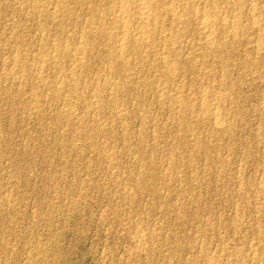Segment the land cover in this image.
<instances>
[{"label": "rangeland", "instance_id": "obj_1", "mask_svg": "<svg viewBox=\"0 0 264 264\" xmlns=\"http://www.w3.org/2000/svg\"><path fill=\"white\" fill-rule=\"evenodd\" d=\"M255 1H258L256 3L257 25L251 28L247 26V24H244L245 18L247 16V18H250V15L244 11L242 15L245 16H242L244 17L242 18V22L244 24L243 34L245 37L244 35L239 37L238 42L235 43L238 46L234 45L233 47H229L230 44L225 45V50L222 53L223 56H221L226 62L228 61L227 64L225 61L218 62L219 59L215 60L216 58L212 56V54H209L207 55L209 61L206 59L207 56L202 60L205 61V64L199 60L202 62L200 64L201 68L198 67L196 68L197 70L195 69L197 71L195 72V76L193 72V75L182 78L185 82L178 79L179 82H177L179 84L176 82V85H174L186 86L185 88L187 89L192 86V89L190 87V93L199 91L201 87H216H214V89L217 91L213 89V91H215V96L210 103L212 102L211 104L218 106L221 115L224 117L226 126H223L224 128L222 127L223 130L222 128H218L221 130L213 128L214 131H212V120L205 121L206 123H201L199 121L194 122L193 119L191 120L190 118L191 115H187L189 118L186 117V122L188 121L187 125L192 129L191 134L190 132L185 133L184 130L177 128L176 112H170L171 115H169L170 113L167 107L169 104H165V106L162 107L163 110L160 108L159 111L157 104L158 100L153 91H150L152 88L154 89V87L158 86L159 81H157L156 76H154V68L152 70L148 66L149 64L140 68L133 63V66H136V71L139 73L138 77L142 75L138 79L139 82L138 80L133 81L132 88L124 93L118 92L116 94L119 98L122 96L125 99L124 101L122 97L120 98V100L122 99L121 104H124L122 107L125 109L128 107L127 109L130 113V115L127 116V109L126 111L124 109V111L122 110V114L125 115L126 120L122 118L121 122L118 120L119 123L117 120L115 121L114 118L111 119V117H113L110 115L112 104H109V101L106 100V104H108L109 108H107L105 104L106 110L104 109V111L107 113L102 111L101 113H97L94 117H91L93 115L91 112L92 109H90L91 107L85 108V110L84 107L80 105L76 106L74 113L86 117L89 121L94 119L95 122L93 121V124L91 121L89 123L86 118H83V121L80 122L81 125L78 124L79 127L77 124L73 125V123H68V119H59L62 123L59 121L55 122V120H53L55 117L54 110L59 104H56L54 101L50 103V100H47L49 94L48 87L56 82L57 75H55L54 70L51 69L52 71H47L49 73L43 72L46 73L44 76L43 74L41 75V73H37L40 77L42 76V78L39 76L36 78V73L34 74L33 70L31 71L26 67L27 61L30 62L31 56L36 53L32 51L34 50L33 48H35L34 43L40 42L43 34L47 35V32L48 35L46 37L50 40H54V32L50 29L48 31L45 30L46 32L43 33L39 31L40 34L37 33L38 30L35 31V28H38L36 21H34L33 17L28 13L29 11L27 12L28 14H26V12L22 10L23 8L27 11L28 9H26V6H20L21 8H19L17 0L3 1L5 4H2L0 7V264H264V0ZM105 2L108 4L107 2L109 1L105 0ZM16 9L18 14L15 11ZM82 13L83 12H81L80 15L78 13L80 17H77L78 19L76 22L78 23L70 21V24L68 21L63 23L65 24L64 26L62 25L65 32V28H67L68 31H73L74 27L77 29L80 28V25L81 27L84 26L86 16ZM31 17L32 19H29ZM81 17H83V19ZM1 18L4 19V21ZM71 23L74 27L71 26ZM73 24H77L78 26ZM51 25L53 26V22H50V27H52ZM71 27L73 30H71ZM194 28L193 25L191 30L186 33L187 36L185 35L189 40L184 38V41L186 39V41L195 44L192 48L183 44L184 46L182 45L183 49L181 50L182 52L185 49L184 52L181 53H184L183 56H186V53L187 55L190 53L189 55L195 54L198 56L201 51L200 49L203 47L202 37L197 30V32L193 31L195 30ZM190 31H193V33L191 34ZM19 33H21L20 37ZM2 34L4 35L1 36ZM197 34L199 36H197ZM17 35L19 37L18 39L15 37ZM194 35L197 39H195ZM52 36L53 38H51ZM192 38L193 40H191ZM196 40H198V42ZM26 42L28 44H26ZM19 43L22 46L17 45ZM195 45H198V47ZM227 47L228 50H226ZM189 48L190 52H188ZM191 49H193L192 51L195 53H193ZM15 51L20 53L21 56L24 55L23 57L27 55L25 57L27 59H25L26 64L22 65L23 67L25 66L26 69L22 68V66L14 68L10 64L9 59L13 56L12 53H16ZM30 51L32 53H30ZM226 51L228 53H226ZM25 52H27V54ZM96 52L98 55L100 53L101 56L104 54L103 49H100L99 46H97ZM232 54H235V56ZM224 55L226 58L228 57L227 60L224 58ZM8 60L9 62L7 63ZM97 60H99V58L92 60L88 65L90 67L92 65L91 68L95 69L93 72L96 73V76L99 73L97 70L103 73L105 68L103 62ZM210 61H213V65L210 63L211 67L208 65ZM94 64L96 68L98 66L97 69L94 67ZM220 64L221 67L223 65L225 68H221ZM27 65H29V63ZM20 67L22 68V74H20ZM144 67L146 69H143ZM91 68L88 69L87 72V76L90 74L88 76L90 81L92 78H95ZM145 70L148 74L144 72ZM209 70L211 71L209 72ZM253 70L255 73H253ZM16 71L19 75H17ZM220 71H222V73ZM50 72H54V75L50 74ZM205 72L207 73V77L200 81V74ZM8 73H10V76ZM49 75L55 78H49ZM144 75H149V77ZM20 76L26 78L21 80ZM189 77L193 80L192 82ZM32 78L33 80L31 81ZM148 78L149 80H146ZM53 79H55V81ZM194 80L195 83L197 81L199 82L195 84L193 83ZM219 80L226 81L225 85L222 86L223 88H218V86H216ZM47 81H50L52 84ZM84 81L86 80L84 79L82 81L81 86L85 83ZM180 82H183L184 85L180 84ZM213 82L216 85H214ZM208 83L209 85H206ZM232 83L234 84L233 86ZM138 84H141L144 90ZM201 84L202 86H200ZM150 85L151 87L149 88ZM228 86L231 88V91ZM220 89H222L221 93ZM133 90L135 92H133ZM38 93H41L39 94L41 96H39ZM35 94H37L38 98ZM216 95L219 97L218 99ZM135 98H137V100ZM141 98H143L142 101ZM38 99L39 102L37 101ZM126 99L128 100L127 102ZM214 100L217 101V103ZM218 100H220L219 104ZM35 103H38L37 106ZM134 103L138 105L135 106ZM153 103L155 104L153 105ZM131 104H133L135 108L131 107ZM49 105L51 106L49 107ZM214 105L213 107H215ZM36 108L38 109L35 110ZM166 108L168 110H166ZM81 109L82 111L84 110L83 113ZM40 110L43 113L41 114L42 116L38 114ZM136 110L140 111V114ZM76 111L78 112L76 113ZM224 111H226V113ZM103 112L105 114H103ZM131 112L134 113V116ZM109 115L110 119H108ZM131 115L133 119L130 118ZM151 119L152 121L154 119V121L152 122ZM155 121H158V127L155 125ZM63 122L65 124H63ZM83 122L84 124H82ZM116 122L119 124H116L119 127H116ZM151 122L153 125H151ZM66 123L67 126H73L66 127ZM97 123H99L100 126L105 123L110 126L112 123L110 129L105 131V136V132L101 134L95 130L97 125L99 126ZM141 123L144 124L142 125ZM122 124L125 125V127ZM127 125H130V129L127 128ZM144 125L146 128H143L145 127ZM159 125H161V127ZM139 126H141L142 129ZM163 126H165V128H163ZM78 128L81 129L82 132L84 131L85 134L87 130L86 135L89 139L85 138V136L83 137V133ZM159 128L162 132L159 131ZM63 129H65V132ZM155 130L156 132H154ZM95 131L98 139L94 135ZM123 131H125L126 134H124L125 132ZM139 131L141 133H139ZM144 131L145 133L143 134ZM195 132L196 135L198 133L199 135L195 136L196 139H193L192 137ZM107 133L109 137H107ZM111 134H113V136ZM127 134L129 136L128 138ZM80 139H82L81 142ZM142 140L144 143H142ZM190 142H196V147H194V149L193 146H188ZM173 143H176V146ZM137 145H139V147ZM173 146L176 150L178 148V150L175 151ZM208 146L209 148H207ZM94 148H96V150ZM202 148L205 150H202ZM107 149H110L109 151L111 152ZM179 149H181L182 152ZM99 150H101V152H99ZM136 150L137 152L142 150V153L144 152L146 155L151 154L154 157V168L153 165L149 168L147 167L144 173L146 174L147 172L149 174H146L147 176L145 175V177H156L150 180L145 179L137 184V186L135 184L136 182H130L131 177L136 173V171L134 172L136 168L135 164L144 163L145 161L141 156L142 153H139L141 158ZM172 150L177 155L180 154V158L177 157V159H179V164L177 163L178 165L173 166V169L178 168V170L167 169L164 172V168L166 169L167 167L166 155L169 151L172 152ZM96 151H98V153ZM107 153H111L110 155L113 157L110 162L104 159V154ZM205 156H207V158ZM114 158L115 160L113 161ZM157 160H160L159 163L163 165L160 166ZM86 165L89 167L87 166L86 168ZM107 165H110L111 168L109 166L107 167ZM151 167L153 170H151ZM89 168L92 170L90 171ZM85 169L88 171L86 172ZM157 169L161 170L160 174H158L160 170ZM112 170H114L115 173L114 171L112 173ZM150 170L152 172L154 170V172L157 171L158 173H156L158 175L151 173ZM166 172L172 173L171 177H174L165 176ZM174 172H177V175ZM162 175H164L163 178ZM164 177H166V179ZM118 183L120 184L118 185ZM162 189L164 190L162 191ZM141 231L147 235L144 238L145 249L144 247L142 249L137 247L138 245L133 240V236L138 232L141 233ZM251 257L255 259L252 261ZM254 260H256V262ZM261 261L263 263H261Z\"/></svg>", "mask_w": 264, "mask_h": 264}, {"label": "bare ground", "instance_id": "obj_2", "mask_svg": "<svg viewBox=\"0 0 264 264\" xmlns=\"http://www.w3.org/2000/svg\"><path fill=\"white\" fill-rule=\"evenodd\" d=\"M3 1L6 2V0H0V7L1 5L5 4L3 3ZM109 2H107L108 4H106L105 0H17V5L19 8H21L20 6H26L28 9L27 11H25V9L22 8V10H24V12H26V14H30L33 17V20L36 21V25H37V29L35 28V31L38 30L37 33H39V31L41 33L46 32L45 30H52L54 32V37L53 36L51 38H53L54 40H50L49 38H47L46 36L48 35V32L46 33L47 35L43 34V36L41 37L40 42L38 43H34V47L33 48L34 52H36L34 54L33 52V56H31V61L28 62L29 65L26 64L25 61V57L21 56L20 53H12V57L9 59L10 60V64L16 68L17 66H22L23 64H26V67L29 68L31 71L33 70V73H36V78L39 76L40 77V73L41 75L49 73L47 71H50L51 69L54 70L55 75H57L56 77V82H54L53 85H51L50 87H48L49 90V94H48V100L54 101L56 102V104L58 103L59 105H57L55 111V117L53 120L59 121L60 120H67L68 119V123H73L74 124H80V122L83 121V117L82 115H76L74 112L76 106H82L85 108H90L92 109V116L94 117L97 113H101L102 111H104L105 108V104L107 101H109V104H112V107L110 108V115L113 116L111 117L114 118V120L116 121H120L122 120V118H125V115L122 114V110L124 109L126 111V109L128 108H123L121 104L122 99L120 100V98L122 97H118L116 94L118 92H126L128 89L132 88V84L133 81H137L142 75H140V77H138L139 73L138 71H136V66L134 67L133 63H135L136 65H138L140 68L142 66H145L146 64H149L148 66L153 70L154 76H156L157 81L156 83H158L157 87H154V89L152 88L153 93L155 94L156 98H157V104L159 107V111L160 108L161 110L162 107L165 106V104H169L167 105L168 109H169V113L170 112H176V125L177 128L182 129L186 132H192V129L189 125H187L188 121L186 122V119L189 118L187 115H191V120L193 119V121L197 122H203L206 123L205 121L208 120H212V131L213 128L217 129V130H221L218 128H222L223 126H226L225 124V120L224 117L221 115L218 106H215L214 104H211L210 101H212V99H214L213 97L215 96V90L213 86L211 87H206V88H200L199 91L197 92H192L190 93L191 89L193 88L192 86L191 89L189 87V89L185 88L186 86H178V79L184 78L185 76H191L193 75L194 72V76H195V72H197L196 68L200 67L201 68V63L205 62L202 61L204 60V58L207 55H211L214 56L215 60L219 59V61L224 62L225 59L222 58V53L225 50V45H229L230 46H236L237 44H235L236 42H238L239 37H241L242 35H244V31H243V25L247 24V26L252 27H256L257 25V17H256V2L255 0H108ZM13 2V1H12ZM105 2V3H104ZM246 2V3H245ZM8 5V4H7ZM71 5V6H70ZM4 7V6H3ZM7 8V7H6ZM9 9V8H7ZM12 9V8H11ZM1 10V9H0ZM21 10V9H19ZM261 10V9H260ZM5 11V10H4ZM11 11V10H10ZM17 12V9L15 10ZM29 11V12H28ZM246 11L250 16V18H245L244 20V24L242 22V15L243 12ZM20 12V11H19ZM28 12V13H27ZM83 12L84 15L86 16V20L84 22V26L80 28L75 29L74 26V30L73 28L71 30L73 31H68L67 28H65L66 32L64 31V25L63 23L65 22H73L75 23L77 21V17L78 13L80 15V13ZM263 12V11H261ZM9 13V11H8ZM15 13V12H13ZM82 13V14H83ZM246 13V14H247ZM3 14V13H1ZM6 14V12H5ZM18 14V12H17ZM25 14V13H24ZM245 14V13H244ZM3 16V15H2ZM263 16V15H262ZM1 17V16H0ZM5 17V16H4ZM12 17V15H11ZM29 18V19H32ZM80 18V17H79ZM83 19V17H81ZM2 19V18H1ZM4 21V19H2ZM32 20V21H33ZM262 20V19H261ZM31 21V22H32ZM79 21V20H78ZM10 22V21H9ZM14 22V21H13ZM29 22V21H28ZM48 22H49V26H48ZM50 22H53V26L50 27ZM69 22V24H70ZM82 22V21H80ZM264 22V21H263ZM21 23V22H20ZM35 23V22H34ZM78 23V22H76ZM80 24V23H79ZM35 25V27H36ZM63 25V26H62ZM73 25H77V24H73ZM83 25V24H82ZM194 25V32L199 33V35L202 37V41H203V47L200 49V53L198 54V56L194 55H189L190 53H186V56L183 54H181L182 52H184V50L181 52L182 45L185 44L187 45V47L189 46L190 48H192L194 46V44H192L189 41H186V33H188L189 30H191L192 26ZM262 25V24H261ZM11 26V25H10ZM14 26V25H13ZM24 26V25H23ZM34 26V25H33ZM68 26V25H67ZM66 26V27H67ZM78 26V25H77ZM5 27V26H4ZM3 27V28H4ZM69 27V26H68ZM14 28V27H13ZM20 28V25H19ZM18 28V29H19ZM48 28V29H47ZM12 29V28H11ZM23 29V28H22ZM26 29V28H25ZM24 29V30H25ZM15 30V29H14ZM197 30V31H196ZM22 31V30H21ZM31 31V30H29ZM33 31V30H32ZM193 31L191 32V34L193 33ZM16 32V31H15ZM23 32V31H22ZM21 32V33H22ZM50 32V31H49ZM51 32V33H53ZM12 33V31H11ZM21 33H19V37L21 35ZM27 33V32H26ZM25 33V35H26ZM32 33V32H31ZM30 33V34H31ZM257 33V32H256ZM10 34V33H9ZM40 34V33H39ZM50 34V33H49ZM195 34V33H194ZM246 34V33H245ZM4 34H2L1 36H3ZM13 35V34H12ZM24 35V34H23ZM33 35V34H32ZM42 35V34H41ZM45 35V36H44ZM52 35V34H51ZM186 35V36H185ZM197 34V36H199ZM193 36V35H192ZM17 39L19 38L18 35L15 36ZM30 37V36H29ZM34 37V35H33ZM50 37V36H49ZM190 37V36H188ZM195 37V35H194ZM245 37V35H244ZM14 38V39H16ZM27 38V37H26ZM184 38L185 41H184ZM29 39V38H28ZM195 39H197L195 37ZM199 39V38H198ZM7 40V39H6ZM189 40V39H188ZM193 40V38L191 39ZM8 41V40H7ZM15 41V40H14ZM23 41V40H22ZM198 42V40H196ZM262 41V40H261ZM9 42V41H8ZM37 42V41H36ZM201 42V41H200ZM264 42V40H263ZM5 43V42H4ZM18 43V42H17ZM22 43V42H21ZM26 44H28L26 42ZM264 44V43H263ZM19 46H22L19 44H17ZM1 46V45H0ZM7 46V45H6ZM26 46V45H25ZM31 46V45H30ZM97 46L100 47V49H103V55L101 56L100 53L99 55L97 54L96 50H97ZM184 46V45H183ZM196 47H198V45H195ZM238 46V45H237ZM3 47V46H2ZM8 47V46H7ZM18 47V46H17ZM16 47V48H17ZM27 47V46H26ZM33 47V44H32ZM231 47V48H232ZM186 48V46H185ZM190 48L189 51L190 52ZM230 48V49H231ZM235 48V47H234ZM237 48V47H236ZM240 48V47H239ZM259 48V47H258ZM3 50V49H2ZM15 50V49H14ZM13 50V51H14ZM31 50V49H30ZM187 50V49H186ZM193 49H191L192 51ZM228 50V47L227 49ZM232 50V49H231ZM19 51V50H18ZM195 51V50H194ZM261 51V50H260ZM259 51V52H260ZM29 52V51H28ZM193 52V51H192ZM197 52V50H196ZM234 52L236 53V51L234 50ZM239 52V51H238ZM10 53V52H9ZM27 54V52H25ZM30 53H32L30 51ZM195 53V52H193ZM226 53H228L226 51ZM231 53V52H230ZM102 54V53H101ZM225 54V53H224ZM98 55V56H97ZM222 55V56H221ZM226 55V54H225ZM224 55V58H226V56ZM230 55V54H229ZM235 56V54H232ZM29 56V55H28ZM231 56V55H230ZM233 57V56H232ZM103 62L104 65V70L103 73H100V71L97 70V72H99L97 74V76L95 75L96 73L93 72L92 69V65L91 67L88 66L89 63L94 60V59H98ZM209 58L208 56L206 57V59ZM212 59V58H211ZM210 59V60H211ZM228 59V57L226 58V60ZM235 59V58H234ZM9 60L7 61V63L9 62ZM27 60V59H26ZM97 60V61H99ZM202 62H200V61ZM208 60V59H207ZM232 60V59H231ZM5 61V59H4ZM209 61V60H208ZM207 61V62H208ZM230 61V59H229ZM238 61V60H237ZM253 61V60H252ZM200 62V63H199ZM213 62V61H212ZM212 62H209V66L210 63L212 64ZM217 62V61H216ZM228 62V61H227ZM227 62L225 61V63L227 64ZM68 63V64H67ZM93 64V63H92ZM205 64V63H204ZM217 64V63H216ZM219 64V63H218ZM224 64V63H222ZM225 64V65H226ZM232 64V62H231ZM243 64V63H242ZM257 64V63H256ZM6 65V62H5ZM10 65V66H11ZM66 65V66H65ZM98 65V64H97ZM207 65V64H206ZM205 65V66H206ZM207 65V66H208ZM213 65V64H212ZM224 65V66H225ZM241 65V64H239ZM244 65V64H243ZM102 66V64H101ZM242 66V65H241ZM256 66V65H254ZM8 67V66H7ZM92 70L93 72V76H95V78L90 81V79H88V75L87 76V72L88 69ZM95 67V64H94ZM93 67V68H94ZM103 67V66H102ZM138 67V68H139ZM204 67V66H202ZM211 67V66H210ZM213 67V66H212ZM221 67V64H220ZM223 67V65H222ZM221 67V68H222ZM21 68V67H20ZM22 68H25V66ZM22 68H21V73L22 74ZM67 68V69H66ZM96 68V67H95ZM98 68V66H97ZM96 68V69H97ZM101 68V67H100ZM99 68V70H100ZM147 68V66H146ZM145 67L143 69H146ZM225 68V67H223ZM251 68V67H250ZM26 69V68H25ZM148 69V68H147ZM196 69V70H195ZM213 69V68H212ZM237 69V68H236ZM254 69V68H253ZM9 70V69H8ZM142 70V69H141ZM195 70V71H194ZM223 70V69H222ZM4 71V70H3ZM12 71V70H11ZM19 71V69H18ZM28 71V70H27ZM30 71V72H31ZM35 71V72H34ZM52 71V70H51ZM143 71V70H142ZM149 71V70H148ZM201 71V70H198ZM211 70H209L210 72ZM214 71V70H213ZM226 71V70H225ZM246 71V70H245ZM251 71V70H250ZM254 71V70H253ZM17 72V71H16ZM29 72V74H30ZM46 72V73H43ZM53 72V73H54ZM90 72V71H89ZM96 72V71H95ZM144 72H147L146 70ZM151 72V71H150ZM149 72V73H150ZM157 72V74H156ZM222 73V71H220ZM224 72V70H223ZM242 72V71H241ZM5 73V72H4ZM7 73V72H6ZM26 73V71H25ZM39 73V74H37ZM50 72V74H53ZM91 73V72H90ZM152 73V75H153ZM199 73V72H198ZM255 73V71L253 72ZM10 76V73H8ZM27 74V73H26ZM32 74V73H31ZM148 74V72H147ZM226 74V73H225ZM263 74V73H262ZM16 75V73H15ZM17 75H19V73L17 72ZM54 75V74H53ZM150 75V74H149ZM149 75H144V76H148ZM199 75V74H197ZM209 75V74H208ZM214 75V74H213ZM220 75V74H219ZM232 75V73H231ZM14 76V75H13ZM92 76V75H91ZM92 76V77H93ZM211 76V75H210ZM222 76V75H221ZM224 76V73H223ZM259 76V74H258ZM48 77V75H47ZM54 76L49 75V78H53ZM151 77V76H150ZM199 77V76H198ZM207 77V73H201L200 74V81L205 79ZM220 77V76H219ZM218 77V78H219ZM8 78V77H7ZM12 78V76H11ZM10 78V79H11ZM23 78L26 77H22L20 76V79L22 80ZM28 78V77H27ZM31 78V77H30ZM42 78V76L40 77ZM44 78V77H43ZM46 78V77H45ZM48 78V79H49ZM55 78V77H54ZM146 78V77H145ZM190 78V77H189ZM209 78V77H208ZM222 78V77H221ZM224 78V77H223ZM47 79V80H48ZM85 83L83 84V86H81V83L83 80ZM191 79V78H190ZM195 79V78H194ZM210 79V78H209ZM228 79V78H227ZM236 79V78H235ZM15 80V79H14ZM20 80V82H21ZM27 80V79H26ZM33 80V78L31 79V81ZM38 80V79H37ZM36 80V81H37ZM42 80V79H41ZM55 81V79H53ZM146 80H149L146 79ZM197 80V78H196ZM207 80V79H206ZM237 80V79H236ZM257 80V79H256ZM35 81V79H34ZM178 81V82H177ZM183 81V80H182ZM193 80L191 79V82ZM208 81V80H207ZM232 81V79H231ZM24 82V81H22ZM39 82V81H38ZM41 82V81H40ZM50 82V81H47ZM139 82V80H138ZM141 82V81H140ZM176 82L178 83L177 86ZM185 82V81H183ZM183 82H180V84L184 85ZM190 82V81H188ZM199 82V81H197ZM196 82V83H197ZM204 82V81H203ZM210 82V81H209ZM215 82V81H214ZM213 82V84H214ZM225 80H219V82L214 85L218 86V88L222 87L223 85H225ZM1 83V82H0ZM4 83V82H3ZM2 83V85H3ZM7 83V82H6ZM44 83V81H43ZM46 83V82H45ZM135 83V82H134ZM148 83V82H147ZM153 83V82H152ZM150 83V84H152ZM195 83V80L194 82ZM195 83V84H196ZM202 83V82H201ZM254 83V82H253ZM5 84V83H4ZM12 84V83H10ZM42 84V83H41ZM50 84H52L50 82ZM154 84V83H153ZM190 84V83H189ZM200 84V83H199ZM14 85V83H13ZM34 85V84H32ZM37 85V84H36ZM141 86V84H138ZM145 85V84H144ZM149 85V84H148ZM157 85V84H156ZM155 85V86H156ZM191 85V84H190ZM194 85V84H193ZM206 85H209L206 84ZM205 85V86H206ZM212 85V84H211ZM210 85V86H211ZM227 85V84H226ZM234 84L232 83V86ZM39 86V85H37ZM137 86V85H136ZM146 86V85H145ZM188 86V85H187ZM196 86V85H194ZM198 86V85H197ZM202 86V84L200 85ZM231 86V85H230ZM264 86V85H263ZM135 87V86H134ZM133 87V88H134ZM142 87V86H141ZM140 87V88H141ZM151 87V85L149 86V88ZM204 87V85H203ZM229 87V86H228ZM31 88V87H30ZM35 88V87H34ZM33 88V89H34ZM143 88V87H142ZM148 88V86H147ZM216 88V87H215ZM217 88V89H218ZM223 88V87H222ZM230 88V87H229ZM228 88V89H229ZM235 88V87H233ZM32 89V88H31ZM39 89V88H38ZM146 89V88H145ZM213 89L215 91H213ZM225 89V88H224ZM40 90V89H39ZM43 90V89H41ZM144 90V88H143ZM149 90V89H148ZM220 93L222 92V89H220ZM227 90V89H226ZM234 90V89H233ZM248 90V89H247ZM148 91V92H150ZM190 91V92H189ZM194 91V90H193ZM219 91V90H218ZM225 91V90H223ZM231 91V88H230ZM240 91V90H239ZM131 92V91H130ZM133 92H135L133 90ZM139 92V91H136ZM144 92V91H143ZM228 92V91H227ZM147 93V92H146ZM219 93V94H220ZM231 93V92H229ZM236 93V92H235ZM28 94V93H27ZM41 93H38V95ZM140 94V93H138ZM232 94V93H231ZM33 95V94H32ZM31 95V96H32ZM37 97V94H35ZM46 95V94H45ZM44 95V97H45ZM119 95V94H118ZM130 95V94H129ZM136 95V93H135ZM134 95V96H135ZM148 95V94H147ZM240 95V94H239ZM41 96V95H39ZM126 96V95H125ZM223 96V95H221ZM226 96V95H225ZM224 96V97H225ZM35 97V96H34ZM33 97V100H34ZM35 97V100H36ZM43 97V98H44ZM127 97V96H126ZM129 97V96H128ZM136 97V96H135ZM138 97V96H137ZM141 97V95H140ZM143 97V96H142ZM154 97V96H153ZM32 98V97H30ZM38 98V97H37ZM111 98V100H110ZM123 98V97H122ZM132 98V97H131ZM139 98V97H138ZM145 98V97H144ZM148 98V97H147ZM216 98L218 99L219 97ZM215 98V100H216ZM29 99V98H28ZM42 99V98H41ZM124 99V98H123ZM128 99V98H127ZM126 99V102L128 101ZM134 99V97H133ZM137 100V98H135ZM140 99V98H139ZM146 99V98H145ZM154 99V98H153ZM233 99V98H232ZM107 100V101H106ZM143 100V98H141V101ZM151 100V98H150ZM214 100V101H215ZM226 100V99H223ZM39 102V99L37 100ZM125 101V99H124ZM140 101V100H139ZM138 101V102H139ZM213 101V102H214ZM29 102V101H28ZM41 102V101H40ZM137 102V101H136ZM151 102V101H150ZM154 102V101H153ZM217 103V101H215ZM220 100H218V104H219ZM14 103V102H13ZM44 103V102H42ZM40 103V104H42ZM46 103V102H45ZM53 103V102H52ZM125 103V102H124ZM130 103V102H129ZM148 103V102H147ZM27 104V103H26ZM36 104V103H35ZM38 104V103H37ZM36 104V106H37ZM126 104V103H125ZM135 106L136 103H134ZM142 104V103H141ZM155 103H153L154 105ZM34 105V104H33ZM32 105V106H33ZM48 105V104H47ZM129 105V104H128ZM131 107H134L133 104H131ZM144 105V104H143ZM142 105V107H143ZM149 105V104H148ZM213 105L215 107H213ZM243 105V104H242ZM34 106V107H36ZM51 105H49L50 107ZM55 106V105H54ZM107 108H109L108 104H106ZM141 106V105H140ZM146 106V105H144ZM151 106V105H150ZM232 106V105H231ZM238 106V105H237ZM10 107V106H9ZM33 107V109H34ZM53 107V106H52ZM81 107V108H82ZM130 107V106H129ZM141 107V108H142ZM152 107V106H151ZM157 107V108H158ZM122 108V109H121ZM135 108V107H134ZM146 108V107H145ZM154 108V106H153ZM156 108V109H157ZM238 108V107H237ZM38 108H36L35 110H37ZM79 109V108H78ZM144 109V108H143ZM142 109V110H143ZM147 109V108H146ZM166 108V110H168ZM239 109V108H238ZM14 110V109H13ZM53 110V109H52ZM86 110V109H85ZM123 110V111H124ZM148 110H149V106H148ZM243 110V109H242ZM50 111V110H49ZM53 111V112H54ZM82 111V109H81ZM84 111V110H83ZM82 111V113H83ZM109 111V109H108ZM129 110L127 109V116L130 115V113L128 112ZM138 111V110H136ZM141 111V109H140ZM138 111V113L140 112ZM15 112V111H14ZM38 112V111H37ZM44 112V111H43ZM78 111H76L77 113ZM90 112V113H91ZM106 112V111H104ZM103 112V114H105ZM135 112V110H134ZM226 113V111H224ZM261 112V111H260ZM107 113V112H106ZM124 113V112H123ZM132 113V112H131ZM137 113V112H136ZM135 113V114H136ZM147 113V112H146ZM152 113V112H151ZM168 113V114H169ZM223 113V112H222ZM256 113V112H255ZM9 114V113H8ZM40 116H42L41 114H43L40 110V113H38ZM81 114V113H80ZM87 114V113H86ZM134 116V113H132ZM140 114V113H139ZM142 114V112H141ZM145 114V111H144ZM150 114V113H149ZM224 114V113H223ZM240 114V113H239ZM84 115V114H83ZM110 115L108 117V119H110ZM124 115V117H123ZM171 115V113L169 114ZM236 115V114H235ZM53 116V114H52ZM137 116V114H136ZM139 116V115H138ZM141 117V115H140ZM145 117V116H143ZM149 117V116H147ZM153 117V116H152ZM187 117V118H186ZM52 118V117H51ZM89 118H90V114H89ZM132 118V115L131 117ZM136 118V117H135ZM142 118V117H141ZM140 118V120H141ZM151 118V116H150ZM87 119V118H86ZM92 119V118H91ZM107 119V118H106ZM133 119V118H132ZM30 120V118H29ZM70 120V121H69ZM89 121V119H87ZM126 120V118H125ZM137 120V119H135ZM143 120V119H142ZM147 120V119H146ZM149 120V119H148ZM156 120V119H155ZM172 120V119H171ZM190 120V121H191ZM236 120V119H235ZM10 121V120H9ZM12 121V120H11ZM43 121V120H42ZM91 121V120H90ZM89 121V123H90ZM94 121V119L91 121V123ZM118 121V122H119ZM128 121V120H127ZM134 121V120H133ZM152 121V119H151ZM154 121V119H153ZM152 121V122H153ZM231 121V120H230ZM47 122V121H46ZM62 123V121H59ZM66 122V121H65ZM87 122V121H86ZM95 122V121H94ZM103 122V121H102ZM100 122V123H102ZM108 122V121H107ZM112 122V121H111ZM119 122V123H120ZM124 122V120H123ZM131 122V121H130ZM141 122V121H140ZM139 122V123H140ZM150 122V121H149ZM148 122V123H149ZM151 122V123H152ZM158 122V121H157ZM157 122L155 121V125L157 126ZM164 122V121H163ZM27 123V122H26ZM59 123V124H61ZM88 123V122H87ZM136 123V121H135ZM145 123V122H144ZM143 123V124H144ZM20 124V122H19ZM53 124V123H52ZM63 124H65L63 122ZM84 124V122L82 123ZM93 124V123H92ZM96 124V123H95ZM99 124V123H97ZM107 124V123H105ZM101 124L102 126L97 125V128H95V130L98 133L104 134V132L106 130L110 129V126L107 124ZM118 124L117 122L115 123V125ZM128 124V122H127ZM132 124V123H131ZM142 124V123H141ZM142 124V125H143ZM165 124V123H164ZM197 124V123H195ZM15 125V124H14ZM71 125V126H73ZM76 125V126H77ZM78 125V127H79ZM90 125V124H89ZM114 125V126H115ZM119 125V124H118ZM123 125V124H122ZM150 125V124H147ZM153 125V123L151 124ZM150 125V126H151ZM166 125V124H165ZM191 125V124H190ZM207 125V124H206ZM21 126V125H20ZM69 126V125H68ZM67 123H66V127ZM69 126V127H71ZM88 126V125H87ZM121 126V125H120ZM125 127V125H123ZM128 126V125H127ZM130 126V125H129ZM129 126L127 128H129ZM133 126V125H132ZM136 126V125H135ZM145 126V125H144ZM154 126V127H156ZM161 127V125H159ZM211 126V125H210ZM259 126V125H258ZM261 126V125H260ZM17 127V126H16ZM28 127V126H27ZM65 127V125H64ZM82 127V126H81ZM89 127V126H88ZM87 127V128H88ZM92 127V126H91ZM116 127H119L116 125ZM115 127V128H116ZM141 127V126H139ZM158 127V126H157ZM169 127V126H167ZM194 127V126H193ZM241 127V126H240ZM77 128V127H76ZM84 128V127H82ZM114 128V127H113ZM143 128H146L143 127ZM149 128V127H148ZM163 128H165V126H163ZM196 128V127H195ZM210 128V127H209ZM224 128V127H223ZM222 128V130H223ZM50 129V128H49ZM79 129V128H78ZM93 129V128H92ZM130 129V128H129ZM128 129V131H129ZM142 129V127H141ZM151 129L153 130V128L151 127ZM168 129V128H167ZM211 129V128H210ZM227 129V128H225ZM62 130V129H61ZM65 132V129H63ZM70 130V128H69ZM81 131V129H79ZM127 130V129H126ZM140 130V129H139ZM166 130V129H165ZM181 130V132H182ZM259 130V129H258ZM261 130V129H260ZM79 131V133H80ZM91 131V130H90ZM96 131L94 133L95 137H96ZM112 131V130H110ZM148 131V130H147ZM159 131H161V129L159 128ZM195 131V130H194ZM56 132V131H55ZM77 132V131H76ZM75 132V133H76ZM82 132V131H81ZM89 132V131H88ZM125 132V131H123ZM153 132V131H152ZM156 132V130L154 131ZM162 132V131H161ZM211 132V131H210ZM209 132V133H210ZM216 132V131H215ZM261 132V131H260ZM2 133V132H1ZM78 133V134H79ZM83 133V137L85 136V138L87 137V130H86V134ZM91 133V132H90ZM93 133V132H92ZM139 133H141L139 131ZM138 133V134H139ZM145 133V131L143 132V134ZM212 133V132H211ZM100 134V135H101ZM108 134V133H107ZM126 134V132L124 133ZM123 134V135H124ZM134 134V133H133ZM172 134V133H170ZM201 134V133H200ZM223 134V133H222ZM46 135V134H45ZM93 135V137H94ZM106 135V132L104 134V136ZM113 136V134H111ZM110 135V136H111ZM122 135V136H123ZM182 135V134H181ZM199 133L196 135L193 134V139H196L195 136H198ZM207 135V134H206ZM102 136V135H101ZM142 136V135H140ZM160 136V135H159ZM46 137V136H45ZM99 137V136H98ZM109 137V134L108 136ZM106 137V138H107ZM128 134H127V138H128ZM181 137V136H180ZM3 138V137H2ZM30 138V137H29ZM97 138V137H96ZM102 138V137H101ZM104 138V137H103ZM105 138V139H106ZM124 138V137H123ZM126 138V139H127ZM178 138V137H177ZM187 138V137H186ZM260 138V137H259ZM28 139V138H27ZM48 139V138H47ZM84 139V138H83ZM89 139V138H88ZM86 139V140H88ZM98 139V138H97ZM108 139V138H107ZM106 139V141H107ZM113 139V138H112ZM111 139V140H112ZM122 139V138H121ZM190 139V138H189ZM44 140V139H43ZM57 140V139H55ZM78 140V139H77ZM140 140V139H139ZM154 140V139H153ZM156 140H157V136H156ZM79 141V140H78ZM82 141V139H80V142ZM84 141V140H83ZM105 141V143H106ZM127 141V140H126ZM129 141V140H128ZM147 141V140H146ZM180 141V140H179ZM195 141V140H194ZM201 141V140H200ZM228 141V140H227ZM67 142V141H66ZM71 142V141H69ZM116 142V141H115ZM118 142V141H117ZM124 142V141H123ZM140 142V141H138ZM208 142V141H207ZM219 142V141H218ZM231 142V141H230ZM37 143V142H36ZM43 143V142H42ZM95 143V142H94ZM142 143H144V141L142 140ZM141 143V144H142ZM156 143V142H155ZM178 143V141H177ZM199 143V142H198ZM102 144V143H101ZM100 144V145H101ZM116 144V143H115ZM140 144V145H141ZM161 144V143H160ZM174 144V143H173ZM176 144V143H175ZM174 144V145H175ZM61 145V144H60ZM106 145V144H105ZM94 146V145H93ZM114 146V145H113ZM121 146V144H120ZM139 147V145H137ZM142 146V145H141ZM153 146V145H152ZM176 146V145H175ZM184 146V145H183ZM188 146H193L196 147V142L194 143H188ZM232 146V145H231ZM247 146V145H246ZM263 146V145H262ZM174 147V146H173ZM179 147V146H177ZM47 148V147H46ZM92 148V147H91ZM108 148V147H107ZM137 148V147H136ZM141 148V147H140ZM175 148V147H174ZM180 148V147H179ZM209 148V146L207 147ZM251 148V147H250ZM74 149V148H73ZM72 149V150H73ZM78 149V148H77ZM96 150V148H94ZM99 149V148H98ZM129 149V148H128ZM144 149V148H143ZM154 149V148H153ZM173 149V148H172ZM211 149V148H210ZM243 149V148H242ZM32 150V149H31ZM67 150V149H66ZM69 150V149H68ZM71 150V151H72ZM94 150V151H95ZM108 151L110 149H107ZM150 150V148H149ZM170 150V149H169ZM178 150V148H177ZM175 148V151H177ZM181 150V149H179ZM189 150V149H188ZM196 150V148H195ZM201 150V149H200ZM202 150H205L202 148ZM106 151V150H105ZM142 151V150H141ZM140 151V152H141ZM191 151V150H190ZM207 151V150H206ZM64 152V151H63ZM98 153V151H96ZM99 152H101V150H99ZM104 152V149H103ZM102 152V153H103ZM111 152V151H109ZM113 152V151H112ZM135 152V150H134ZM137 152V150H136ZM140 152H137V154L140 156ZM146 152V151H145ZM153 152V151H152ZM151 152V153H152ZM182 152V150H181ZM195 152V151H194ZM193 152V153H194ZM197 152V151H196ZM203 152V151H202ZM205 152V151H204ZM248 152V151H247ZM1 153V152H0ZM106 153V152H105ZM142 153V152H141ZM147 153V152H146ZM156 153V152H155ZM190 153V152H189ZM22 154V153H21ZM24 154V153H23ZM27 154V153H26ZM60 154V153H59ZM100 154V153H99ZM111 153H107L104 154V159L105 161H111L112 160V155H110ZM113 154V153H112ZM128 154V153H127ZM134 154V153H133ZM198 154V153H197ZM195 154V155H197ZM203 154V153H202ZM208 154V151H207ZM250 154V153H249ZM115 155V153H114ZM113 155V156H114ZM158 155V154H156ZM179 155V156H178ZM176 154L175 152H168L167 156V163H166V169L164 168V172L165 170H169V169H173L175 165L179 164V159H177V157L180 158V154ZM186 155V154H185ZM206 155V154H205ZM16 156V155H15ZM81 156V155H80ZM100 156V155H99ZM98 156V158H99ZM102 156V154H101ZM141 156L144 159V163H137L136 168L134 169V172L136 171V173L131 177V181L130 182H136V186L137 184H139L140 182L144 181L145 179H151L152 176L150 177H145L146 174H148L146 172V174L144 173V171L147 169V167L149 168L150 166L153 165L154 168V157L151 154H144V152L141 154ZM140 156V157H141ZM155 156V154H154ZM159 156V155H158ZM165 156V158H166ZM221 156V155H220ZM245 156V155H244ZM71 157V156H70ZM115 157V156H114ZM137 157V156H136ZM141 157V158H142ZM161 157V156H159ZM207 158V156H205ZM231 157V156H230ZM35 158V157H34ZM126 158V157H125ZM156 158V157H155ZM227 158V157H226ZM245 158V157H244ZM90 159V158H89ZM100 159V158H99ZM157 159V158H156ZM115 160V158L113 159V161ZM141 160V159H140ZM166 160V159H165ZM198 160V159H197ZM206 160V159H205ZM104 161V162H105ZM136 161V160H135ZM142 161V160H141ZM158 163L160 162V160H157ZM163 161V160H162ZM89 162V161H88ZM108 162V163H109ZM118 162V161H117ZM156 162V161H155ZM197 162V161H196ZM199 162V161H198ZM225 162V161H224ZM93 163V162H92ZM112 163V162H111ZM114 163V162H113ZM178 163V164H177ZM233 163V162H232ZM264 163V162H263ZM103 164V163H102ZM105 164V163H104ZM107 164V163H106ZM160 166L163 165L161 163H159ZM183 164V163H182ZM195 164V163H194ZM73 165V162H72ZM156 165V164H155ZM191 165V164H190ZM210 165V164H209ZM88 165H86L87 168ZM91 166V165H90ZM100 166V164H99ZM110 167V165H107V167ZM114 166V165H113ZM118 166V165H117ZM122 166V165H121ZM181 166V165H179ZM189 166V165H188ZM211 166V165H210ZM30 167V165H29ZM89 167V166H88ZM94 167V165H93ZM116 167V166H114ZM156 167V166H155ZM163 167V166H162ZM178 167V166H177ZM192 167V166H191ZM200 167V166H199ZM85 168V167H84ZM91 168V167H90ZM89 168V169H90ZM111 168V167H110ZM152 168V167H151ZM153 168L151 170H153ZM158 168V167H157ZM161 168V167H159ZM181 168V167H179ZM189 168V167H188ZM95 169V168H93ZM97 169V167H96ZM105 169V168H104ZM187 169V168H186ZM86 170V169H85ZM92 169H90L91 171ZM99 170V169H98ZM108 170V169H107ZM110 170V169H109ZM116 170V169H115ZM123 170V169H122ZM150 170V171H151ZM160 170V169H157ZM173 170H178V168L173 169ZM205 170V169H204ZM88 170H86L87 172ZM100 171V170H99ZM114 170H112L111 172L113 173ZM131 171V170H130ZM148 171V170H147ZM149 171V173H150ZM155 171V170H154ZM152 172L151 173H155L156 172ZM171 171V170H170ZM196 171V170H195ZM232 171V170H231ZM244 171V170H243ZM106 172V171H105ZM108 172V171H107ZM161 170L159 171L158 174H160ZM187 172V171H186ZM191 172V171H190ZM82 173V172H80ZM92 173V172H91ZM115 173V171H114ZM163 173V172H162ZM177 175V172H174ZM221 173V172H220ZM157 174V175H158ZM62 175V174H61ZM115 175V174H114ZM132 175V174H130ZM149 175V174H148ZM206 175V174H205ZM223 175V174H222ZM11 176V175H10ZM78 176V175H77ZM147 176V175H146ZM164 175H162L163 178ZM165 176H172V173L170 172H166ZM109 177V176H108ZM111 177V176H110ZM161 177V176H160ZM174 177V176H173ZM171 177V178H173ZM201 177V176H200ZM60 178V177H59ZM79 178V176H78ZM77 178V179H78ZM116 178V177H115ZM156 178V177H155ZM152 178V179H155ZM166 179V177H164ZM219 178V177H218ZM255 178V177H254ZM69 179V178H68ZM128 179V178H127ZM130 179V178H129ZM158 179V178H157ZM156 179V180H157ZM161 179V178H160ZM242 179V178H241ZM247 179V178H246ZM59 180V179H58ZM72 180V179H71ZM112 180V179H109ZM108 180V182H109ZM119 180V178H118ZM117 180V181H118ZM168 180V178H167ZM180 180V179H179ZM253 180V179H252ZM77 181V180H76ZM113 181V180H112ZM123 181V179H122ZM155 181V180H154ZM102 182V181H101ZM115 182V181H114ZM129 182V183H130ZM132 182V183H133ZM146 182V181H145ZM161 182V181H160ZM171 182V181H170ZM188 182V181H187ZM197 182V181H196ZM231 182V181H229ZM46 183V182H45ZM74 183V182H73ZM111 183V182H110ZM122 183V182H121ZM156 183V182H155ZM227 183V182H226ZM81 184V183H80ZM120 183H118L119 185ZM144 184V183H143ZM166 184V183H165ZM186 184V183H185ZM200 184V183H199ZM211 184V183H210ZM235 184V183H234ZM19 185V184H18ZM101 185V184H100ZM130 185V184H129ZM217 185V184H216ZM224 185V184H223ZM71 186V185H70ZM108 186V185H107ZM106 186V187H107ZM144 186V185H143ZM164 186V185H163ZM35 187V186H34ZM57 187V186H56ZM118 187V186H116ZM165 187V186H164ZM193 187V186H192ZM131 188V187H130ZM169 188V187H168ZM125 189V187H124ZM144 189V188H142ZM166 189V188H165ZM109 190V189H108ZM121 190V189H120ZM161 190V188H160ZM164 189H162L163 191ZM261 190V189H260ZM50 191V190H49ZM135 191V190H134ZM166 191V190H165ZM196 191V190H194ZM26 192V191H25ZM88 192V191H86ZM125 192V191H123ZM142 192V191H141ZM158 192V191H157ZM178 192V191H177ZM6 193V192H5ZM151 193V192H150ZM156 193V192H155ZM161 193V192H160ZM7 194V193H6ZM10 194V193H9ZM65 194V193H64ZM94 194V193H93ZM164 194V193H163ZM34 195V194H33ZM112 195V194H111ZM126 195V194H125ZM175 195V194H174ZM42 196V195H41ZM90 196V195H89ZM98 196V195H97ZM183 196V195H182ZM17 197V196H16ZM40 197V196H39ZM54 197V196H53ZM200 197V196H199ZM238 197V196H237ZM247 197V196H246ZM134 198V197H133ZM180 198V196H179ZM240 198V197H239ZM69 199V198H68ZM147 199V198H146ZM57 200V199H56ZM70 200V199H69ZM75 200V199H74ZM81 200V199H80ZM177 200V199H176ZM245 200V199H244ZM264 201V200H263ZM124 202V201H123ZM166 202V201H165ZM238 202V201H237ZM241 202V201H240ZM73 203V202H72ZM1 204V203H0ZM8 204V203H7ZM251 204V203H250ZM258 204V203H257ZM260 204V203H259ZM70 205V204H69ZM76 205V204H75ZM188 205V204H187ZM203 205V204H202ZM65 206V205H64ZM77 206V205H76ZM140 206V205H139ZM143 206V205H142ZM261 206V205H260ZM170 207V206H169ZM197 207V206H196ZM205 207V206H204ZM118 208V207H117ZM145 208V207H144ZM237 208V207H235ZM240 208V207H239ZM47 209V208H46ZM116 209V208H115ZM139 209V208H138ZM175 209V208H174ZM118 210V209H117ZM123 210V209H122ZM131 210V209H130ZM148 210V209H147ZM146 210V211H147ZM150 210V208H149ZM160 210V209H159ZM19 211V210H18ZM61 211V210H60ZM65 211V210H64ZM203 211V210H202ZM3 212V211H2ZM42 212V211H41ZM131 212V211H130ZM157 212V211H156ZM1 213V212H0ZM9 213V212H8ZM116 213V211H115ZM260 213V212H259ZM42 214V213H41ZM55 214V213H54ZM131 214V213H130ZM61 215V214H60ZM69 215V214H68ZM11 216V215H10ZM31 216V215H30ZM176 216V215H175ZM60 217V216H59ZM137 217V216H136ZM243 218V217H242ZM3 219V218H2ZM186 219V218H185ZM257 219V218H256ZM38 220V219H37ZM121 220V219H120ZM123 220V219H122ZM209 220V219H208ZM49 221V220H48ZM250 221V220H249ZM141 222V221H140ZM229 222V221H228ZM233 222V221H232ZM10 223V222H9ZM123 223V221H122ZM227 223V222H226ZM32 224V223H31ZM133 224V223H132ZM138 224V223H137ZM48 225V224H47ZM161 225V224H160ZM248 225V224H247ZM34 226V225H33ZM45 226V225H44ZM141 226V225H140ZM233 226V225H231ZM238 226V225H237ZM24 227V226H23ZM27 227V226H26ZM18 228V227H17ZM34 228V227H33ZM146 228V226H145ZM166 228V227H165ZM196 228V226H195ZM208 228V227H207ZM217 228V227H216ZM7 229V228H6ZM148 229V228H147ZM238 229V228H237ZM139 230V229H138ZM212 230V229H211ZM242 230V228H241ZM249 230V229H248ZM22 231V230H21ZM50 231V230H49ZM170 231V230H169ZM191 231V230H190ZM225 231V230H224ZM235 231V230H234ZM36 233V232H35ZM51 233V232H50ZM122 233V232H121ZM263 233V231H262ZM145 236H147L145 233H136L133 236V240L136 242V244L138 245L137 247L139 248H143L144 247V238ZM251 236V235H250ZM165 238V237H164ZM6 240V239H5ZM30 240V239H29ZM35 240V239H34ZM39 240V239H37ZM198 240V239H197ZM23 241V240H22ZM167 241V240H166ZM246 241V240H245ZM174 242V241H173ZM252 242V240H251ZM38 243V242H37ZM42 243V242H41ZM40 243V244H41ZM7 244V243H6ZM29 244V242H28ZM173 244V243H172ZM211 244V243H210ZM225 244V243H224ZM132 245V244H131ZM155 245V244H154ZM159 245V244H158ZM171 245V244H170ZM192 245V244H191ZM246 245V244H245ZM32 246V245H31ZM157 246V245H156ZM210 246V245H209ZM7 247V246H6ZM171 247V246H170ZM196 247V246H195ZM43 248V247H42ZM140 249V250H141ZM145 249V247H144ZM143 249V250H144ZM194 249V248H193ZM4 250V249H3ZM2 250V251H3ZM34 250V249H33ZM38 250V248H37ZM168 250V249H167ZM228 250V249H227ZM32 252V251H31ZM8 253V252H7ZM159 253V252H158ZM208 253V252H207ZM15 254V253H14ZM36 254V253H34ZM157 254V253H156ZM46 255V254H45ZM165 256V255H164ZM233 256V255H232ZM243 256V255H242ZM36 257V256H35ZM56 257V256H55ZM54 257V258H55ZM130 257V256H129ZM163 257V256H162ZM220 257V256H219ZM241 257V256H240ZM246 257V255H245ZM256 257V256H255ZM4 258V257H3ZM27 258V257H26ZM191 258V257H190ZM226 258V257H225ZM228 258V257H227ZM252 258V257H251ZM250 258V260H251ZM12 259V258H11ZM44 259V258H42ZM140 259V258H139ZM247 259V258H246ZM255 258H252V261ZM46 260V259H45ZM106 260V259H105ZM129 260V259H128ZM27 261V260H26ZM48 261V260H47ZM126 261V260H125ZM179 261V260H178ZM228 261V260H227ZM256 262V260H254ZM20 262V261H19ZM35 262V261H34ZM167 262V261H166ZM2 263V262H1ZM44 263V262H42ZM47 263V262H46ZM253 263V262H252ZM261 263H263L261 261ZM7 264V263H6ZM152 264V263H151Z\"/></svg>", "mask_w": 264, "mask_h": 264}]
</instances>
